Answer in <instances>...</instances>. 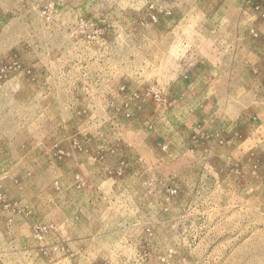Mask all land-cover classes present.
Wrapping results in <instances>:
<instances>
[{"label": "rangeland", "instance_id": "374dc122", "mask_svg": "<svg viewBox=\"0 0 264 264\" xmlns=\"http://www.w3.org/2000/svg\"><path fill=\"white\" fill-rule=\"evenodd\" d=\"M0 264H264V0H0Z\"/></svg>", "mask_w": 264, "mask_h": 264}]
</instances>
